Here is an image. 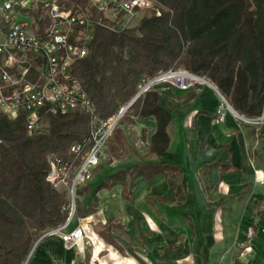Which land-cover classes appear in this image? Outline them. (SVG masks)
I'll list each match as a JSON object with an SVG mask.
<instances>
[{"label":"crops","instance_id":"1","mask_svg":"<svg viewBox=\"0 0 264 264\" xmlns=\"http://www.w3.org/2000/svg\"><path fill=\"white\" fill-rule=\"evenodd\" d=\"M159 88L173 114L165 154L152 151L154 116L120 123L78 190L67 230L81 225L83 243L47 232L27 264H264V120L217 123L209 83Z\"/></svg>","mask_w":264,"mask_h":264},{"label":"trees","instance_id":"2","mask_svg":"<svg viewBox=\"0 0 264 264\" xmlns=\"http://www.w3.org/2000/svg\"><path fill=\"white\" fill-rule=\"evenodd\" d=\"M152 2L150 10L137 8L120 28L92 9L89 52L75 63L73 73L99 116L107 118L127 105L144 78L186 70L213 83L240 115L262 117L264 0ZM161 99L159 87L148 90L120 123L154 116L158 127L152 151L164 155L173 114ZM40 121L41 129L29 135L25 110L10 118L0 109V264H25L38 239L69 218L67 190L55 189L46 179L48 157L75 159L70 147L88 136L90 116L82 108L58 114L42 110ZM116 132L123 134L120 128ZM81 215L76 203L74 218Z\"/></svg>","mask_w":264,"mask_h":264},{"label":"built area","instance_id":"3","mask_svg":"<svg viewBox=\"0 0 264 264\" xmlns=\"http://www.w3.org/2000/svg\"><path fill=\"white\" fill-rule=\"evenodd\" d=\"M152 3V0H0V14L4 17L0 19V109L10 118L25 110L29 135L41 129L42 110L58 114L82 108L90 116L88 136L70 147L75 159L58 154L48 157L46 179L55 189L67 190L69 204L65 209L69 210L70 219L50 232L59 234L68 248L80 247L86 234L81 225L67 230L76 210L77 188L92 179L93 170L106 157V146L131 102L103 119L73 73L75 63L89 52L92 9L104 12L120 28L137 8H149ZM122 11L124 18L119 16ZM28 12H32L33 18ZM44 13L50 16V22L36 33L32 30L33 19L43 23ZM195 78L186 70L160 72L153 78H144L137 95L162 85L188 90L206 83ZM216 90L220 99L215 115L217 123L226 119L227 112L246 123L264 120V116L251 119L233 112L226 97Z\"/></svg>","mask_w":264,"mask_h":264},{"label":"rangeland","instance_id":"4","mask_svg":"<svg viewBox=\"0 0 264 264\" xmlns=\"http://www.w3.org/2000/svg\"><path fill=\"white\" fill-rule=\"evenodd\" d=\"M1 1H3V0H1ZM155 4L154 3H152L151 4V7H153ZM151 7H149V8H146V9H148V10H150L151 9ZM146 9H144V10H146ZM21 10V9H20ZM23 12H26V11H24L23 10ZM144 12H140V13H138L139 14V16H141L142 14H143ZM27 15H29V17H31V18H33V16L31 15L32 14V12H28V13H26ZM44 22L43 23H40V22H38V20L37 19H33V22H32V30H34L36 33H38L39 31H40V29L41 28H43V26H45L47 23H49L50 22V16L49 15H47V14H45L44 13ZM0 19H4V17H3V15L2 14H0ZM201 81V80H200ZM117 132H116V130H115V133H114V135L116 134ZM109 144V143H108ZM108 144H107V146L106 147H108ZM87 184V183H86ZM85 185V184H84ZM83 186V185H82ZM80 187L81 186H79L78 188H77V198H76V203H78L79 202V198H78V190L80 189ZM75 215V214H74ZM73 220H75V218H74V216H73V219H72V221ZM68 221V220H67ZM74 223H75V221H74ZM50 232V231H49Z\"/></svg>","mask_w":264,"mask_h":264},{"label":"water","instance_id":"5","mask_svg":"<svg viewBox=\"0 0 264 264\" xmlns=\"http://www.w3.org/2000/svg\"><path fill=\"white\" fill-rule=\"evenodd\" d=\"M194 76L197 77V78H199V79H202V80L205 81L206 83H209V84L213 85L214 87H216V86H215L213 83H211L208 79H206V78H204V77H201V76H198V75H194ZM216 88H217V87H216ZM217 89H218V88H217ZM137 98H138V95H136V96L131 100V102H130V104H129L128 107H130V106L134 103V101H135ZM231 109L233 110V112L237 113L236 110H235L232 106H231ZM68 220H70V219H68ZM32 252H33V250H32L31 253L29 254V257H28V259L26 260L25 264H27V262H28L30 256L32 255Z\"/></svg>","mask_w":264,"mask_h":264},{"label":"bare ground","instance_id":"6","mask_svg":"<svg viewBox=\"0 0 264 264\" xmlns=\"http://www.w3.org/2000/svg\"><path fill=\"white\" fill-rule=\"evenodd\" d=\"M195 79L203 81L202 79H199V78H195Z\"/></svg>","mask_w":264,"mask_h":264}]
</instances>
